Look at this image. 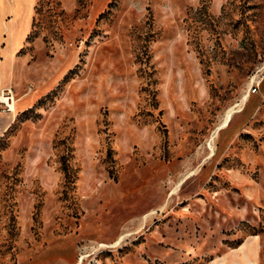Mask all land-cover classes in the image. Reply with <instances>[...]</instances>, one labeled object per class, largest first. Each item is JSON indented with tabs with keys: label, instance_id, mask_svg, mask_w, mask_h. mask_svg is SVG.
I'll return each mask as SVG.
<instances>
[{
	"label": "rangeland",
	"instance_id": "374dc122",
	"mask_svg": "<svg viewBox=\"0 0 264 264\" xmlns=\"http://www.w3.org/2000/svg\"><path fill=\"white\" fill-rule=\"evenodd\" d=\"M0 95V264H264V0H0Z\"/></svg>",
	"mask_w": 264,
	"mask_h": 264
},
{
	"label": "bare ground",
	"instance_id": "6f19581e",
	"mask_svg": "<svg viewBox=\"0 0 264 264\" xmlns=\"http://www.w3.org/2000/svg\"><path fill=\"white\" fill-rule=\"evenodd\" d=\"M0 103L3 104L6 108H8L9 112L14 114L15 112V105H16V101H14V99L9 96V95H0Z\"/></svg>",
	"mask_w": 264,
	"mask_h": 264
},
{
	"label": "crops",
	"instance_id": "0c3cea01",
	"mask_svg": "<svg viewBox=\"0 0 264 264\" xmlns=\"http://www.w3.org/2000/svg\"><path fill=\"white\" fill-rule=\"evenodd\" d=\"M1 93H3V91Z\"/></svg>",
	"mask_w": 264,
	"mask_h": 264
}]
</instances>
